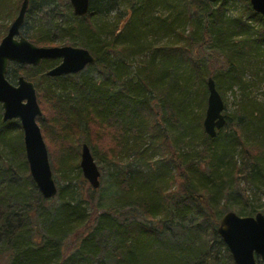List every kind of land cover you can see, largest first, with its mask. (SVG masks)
I'll return each mask as SVG.
<instances>
[{"label":"trees","instance_id":"obj_1","mask_svg":"<svg viewBox=\"0 0 264 264\" xmlns=\"http://www.w3.org/2000/svg\"><path fill=\"white\" fill-rule=\"evenodd\" d=\"M176 1L91 0L89 13L81 17L72 13L69 0L64 8L58 0H30L22 27L27 39L38 46L85 47L97 61L88 66L95 72L57 78L46 74L57 59L16 67L18 75L36 82L41 108L43 101L52 112L51 124L59 135L56 159L50 153L52 169L62 175L56 180L64 178L67 184L59 186L56 201L40 194L30 173L23 131L11 133L21 123L3 122L1 116L0 144L10 157L0 155V264H151L162 256H176L179 264H225L214 253V242L225 248L227 263L235 264L218 228L226 211L242 216L259 212L250 206L247 191L264 186V104L252 102L227 119L225 137L223 128L215 138L206 134L204 112L186 115V126L180 118L187 112L192 85L202 101L208 96L207 76L215 78L219 91L225 76L230 86L248 85L243 59L252 49L264 55V18L250 0H244L247 19L226 15L230 0ZM22 2L0 0V19L10 21L0 24V42ZM122 4L127 20L120 26V16L110 30L112 40L105 41L98 24ZM161 9L170 12L163 15ZM149 14L143 23L142 17ZM185 23L188 33L180 30ZM169 31L177 35L174 44L146 46L150 34ZM196 41L209 52L205 62L195 54ZM145 52L151 54L147 65L124 80L129 57ZM185 64L193 72L181 86L179 70ZM179 125L196 138L204 136L198 154L193 155L185 142L175 145L180 137L172 130ZM93 127L100 140L110 127L115 131L109 134L117 144L116 158L130 142L127 151L135 168L117 169L122 172L109 190H95L85 180V190H76L70 174L74 168L81 174L77 138L83 131L88 136ZM97 141H89L95 158ZM157 154L160 158L155 159ZM176 186L178 190H171Z\"/></svg>","mask_w":264,"mask_h":264},{"label":"water","instance_id":"obj_2","mask_svg":"<svg viewBox=\"0 0 264 264\" xmlns=\"http://www.w3.org/2000/svg\"><path fill=\"white\" fill-rule=\"evenodd\" d=\"M75 16H86L91 0H70ZM252 8L264 18V0H250ZM30 0H23L17 16L0 42V104L2 120L18 119L23 131L26 158L31 176L40 194L51 200L58 194V185L49 157L38 117L43 115L36 85L24 75H19L17 85L7 78L9 64L39 66L46 59H61L47 72L49 77L77 74L97 59L89 49L73 45L38 46L22 34V27ZM207 109L203 122L210 138H215L225 127V101L213 77L207 80ZM80 167L83 176L95 190L101 186V170L87 143L82 144ZM218 233L229 248L235 264H258L264 261V213L242 216L229 210L221 218Z\"/></svg>","mask_w":264,"mask_h":264},{"label":"rangeland","instance_id":"obj_3","mask_svg":"<svg viewBox=\"0 0 264 264\" xmlns=\"http://www.w3.org/2000/svg\"><path fill=\"white\" fill-rule=\"evenodd\" d=\"M59 5H61L63 8L66 5V1L67 0H58ZM70 1V0H69ZM173 1V0H171ZM175 1V0H174ZM186 0H181L182 4L185 3ZM188 1V0H187ZM177 2H180V0H177ZM181 8V6H180ZM71 10H73L71 8ZM125 5L122 4L121 7L118 8V10H114L113 12H110L108 15H106L104 18H102L101 22L98 24L102 30V39L105 41H111L112 40V34L110 32L111 28L113 29V26L117 23L119 17L121 16V18L119 19V25L123 26L124 23L126 22V18H125ZM65 14L68 13V10H64ZM161 14L163 15H167L168 12H170V10H165V9H161ZM248 6L247 3L244 0H230L228 2V4L226 5V15L228 17H237V16H243L245 19H247L248 16ZM73 13V11H72ZM155 14L157 13H152V15L155 16ZM148 17H150L147 15H144L142 17V22L145 23L148 20ZM10 21L7 20H3L0 19V24L1 25H6L9 24ZM181 26L184 27H180V30L183 29L185 31V33L189 32V25L188 23H185ZM254 26H256L257 30L259 29L257 27L256 24H254ZM118 31V28L116 30V32ZM115 34V32H114ZM177 38V35L174 36V31H169V32H162L159 34H150L148 37H146L145 40V44L147 47L153 46H165V45H169L172 44L173 40ZM240 40H244L245 36L243 37H239ZM174 44V43H173ZM194 48H195V54L197 56H199L200 60L205 62L207 57H209V52L207 50L206 47H200L198 44V41H196V43H194ZM151 58V54L150 53H136V55H132V57H129L127 63H125V73L126 76L124 77V80H130L134 77H136V75L138 74L137 72L142 69L145 65H147V62L150 60ZM243 80L248 84L245 86L244 89H241L238 85H233L230 86L229 82H228V77L225 78L222 77L221 78V84H220V92L223 96V99L225 101V111L224 114L226 116H228V119L231 117H235L237 115H240L243 108H245V106L253 103H261L264 104V55L262 53V51H256L254 49L250 50L249 54H247L245 56V58L243 59ZM17 65H21L15 62H11L9 64V70H8V74H7V78L9 79V81L14 84L17 85V79H18V74L16 71V67ZM217 66V65H216ZM202 67L205 68L204 72H206V65L202 64ZM208 70L213 72L214 71V67L213 66H209ZM91 72H95L94 70H89V68L87 67L86 69H84L81 73H91ZM192 69L187 66L186 64L183 65V67L181 66L180 70H179V74H180V85L182 86V81L184 80V78H187L189 76H192ZM193 78V77H190ZM32 81V80H31ZM34 82V81H33ZM51 82V81H50ZM36 85V82H34ZM48 83L45 82L44 85H47ZM119 86L121 85L120 83L118 84ZM37 89V88H36ZM190 90V95L188 97L187 100V112L185 114L184 118H180V120H182L181 122H183L184 124H182L183 126L187 125V121L190 118H187L186 115L188 117H198L199 115H201L203 112L204 114H206V109H207V98L208 96L204 99V101H202L200 94L195 92V88L192 85L191 88H189ZM38 94V92H37ZM39 99V98H38ZM202 101V102H201ZM40 103V102H39ZM42 105H43V115L39 118L38 123L41 127L44 139L46 141V144L48 146V150H49V157H50V153L53 152V158L56 159V151H55V147H56V140L58 138V134H56L55 128L53 127L54 125L51 124V119L53 117L52 112L49 108H47L46 104L42 101ZM1 110H0V117L3 114V109L2 106L0 104ZM190 114V115H188ZM205 118V115H204ZM203 118V121H204ZM13 120H18V119H13ZM10 120V121H13ZM19 121V120H18ZM181 125H179L176 128H173V134L177 135V137H180V139L184 140L185 143H187V148L190 150V152L194 155V154H198L199 151H201L202 147L204 146L203 143V138L204 136H200V140L198 138H196L194 136V133L192 132L191 129L189 130H185L183 131ZM90 128V126H88V129ZM111 128V127H110ZM109 128V129H110ZM204 128V127H203ZM230 128V127H229ZM229 128L228 126H226L225 128H223L222 130V137H225L227 133H229ZM107 132H104L105 134V138L103 140H100L99 135L97 136L96 134L98 132L95 131L94 127L92 128V131H90L91 133L86 136L85 131L81 132L82 135H80L77 138V143L81 144V149H82V144L84 142L88 143V145L90 144L89 141H92L93 137H95L97 141L96 143V153H97V157L95 158L100 170H101V186L98 189L99 191L101 190H109L108 187L110 186V184H112V180L115 178V175L118 176L119 172H122L120 170L122 169H132L135 168L134 167V163L133 161L135 159L130 158V151H127L130 147V142L129 144H127L126 149L123 150L121 153L118 154V157L116 158V152H117V144H114V139L112 138L114 135L109 134L110 132H115L113 131V129H110ZM19 131H22V127L21 128H15L12 130V134H16ZM119 138L122 137H117L115 138L116 140H118ZM181 140V141H182ZM51 147H52V151H51ZM236 154H237V159L240 160V155L239 152L241 150V147H237L236 148ZM55 151V154H54ZM197 152V153H196ZM0 155L4 156V157H10V152L9 149L6 148L4 145L0 144ZM160 158V156L157 154L155 159ZM80 160H81V151H80V157L78 159V163L80 165ZM50 162H51V158H50ZM201 164H206L204 160L201 159ZM239 162V161H238ZM52 165V164H51ZM121 167V168H120ZM81 168V167H80ZM120 170L118 171L117 169ZM145 169H143L142 171L144 172ZM54 171V170H53ZM176 173V169L173 170ZM178 172V170H177ZM62 176L60 172L58 171H54V177L56 179V176ZM63 178V177H61ZM70 179L72 180V184H71V188L76 189V190H85L83 189L84 184H82V181L85 180L89 187H91L90 183L85 179V177L83 176V172L81 169V174L78 172V169L74 168L71 171L70 174ZM57 185L58 188L59 186L63 187L66 186V182L64 180V178L62 180L57 181ZM241 185L247 187V184L244 183V181L241 183ZM114 187V186H112ZM92 188V187H91ZM115 188V187H114ZM248 191H247V195L249 196V204L250 206H255L256 208H258L259 212H262V209L264 208V186L260 185L258 187L256 186H251L248 187ZM171 190H178V187L176 186V188H172ZM54 201H56V198L54 199ZM222 204V203H221ZM220 204V206H221ZM56 203L53 204V206H55ZM218 209H220V207H217ZM91 210V209H90ZM234 211V210H233ZM257 213V212H256ZM256 213L252 214L255 215ZM224 213H222L223 216ZM221 216V217H222ZM221 221V220H220ZM213 248L215 249V254H217L219 260H221V262L228 264V255L226 254V250L222 245H219L217 242L213 243ZM262 263L264 261L259 260L258 263ZM1 263V262H0ZM151 264H179V258L174 256V257H168L166 258L165 256H162L161 258H156L155 260L151 261Z\"/></svg>","mask_w":264,"mask_h":264},{"label":"bare ground","instance_id":"obj_4","mask_svg":"<svg viewBox=\"0 0 264 264\" xmlns=\"http://www.w3.org/2000/svg\"><path fill=\"white\" fill-rule=\"evenodd\" d=\"M210 77H213V76H207V80L210 78ZM214 78V77H213ZM215 79V78H214ZM216 81V80H215ZM216 85H217V83H216ZM219 90V89H218ZM221 93V92H220ZM225 111V110H224ZM225 117H226V121H227V119H228V116H226L225 115ZM228 121H229V119H228ZM204 122V121H203ZM226 124H227V122H226ZM204 127V126H203ZM197 138L200 140V138H199V135H197ZM182 139H177V143H175V145L176 146H180V144H181V142H184L183 140L181 141ZM84 143H86V142H84ZM88 144V143H87ZM90 147V146H89ZM91 149V148H90ZM92 152V151H91ZM93 154V153H92ZM94 156V155H93ZM227 212V211H226ZM225 212V213H226ZM224 215V214H223ZM260 260V259H259ZM258 260V261H259Z\"/></svg>","mask_w":264,"mask_h":264},{"label":"flooded vegetation","instance_id":"obj_5","mask_svg":"<svg viewBox=\"0 0 264 264\" xmlns=\"http://www.w3.org/2000/svg\"><path fill=\"white\" fill-rule=\"evenodd\" d=\"M54 46H56V45H54ZM46 60H48V59H46ZM57 60H59V62H58V64H59V63L61 62V59H57ZM43 61H44V60H43ZM43 61H42V62H43ZM58 64H57V65H58ZM54 67H55V66H54ZM87 67H88V66H87ZM87 67H86V68H87ZM50 69H51V68H50ZM50 69H48V70L46 71V74H47V72H48ZM77 74H78V73H77ZM68 75H69V74H68ZM62 76H65V75H62ZM62 76H58V77H62ZM48 77H49V76H48ZM51 78H57V77H51Z\"/></svg>","mask_w":264,"mask_h":264}]
</instances>
